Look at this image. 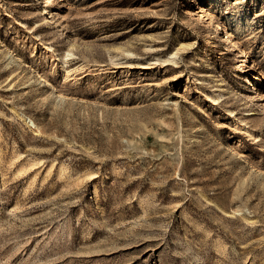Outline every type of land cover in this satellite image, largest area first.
Wrapping results in <instances>:
<instances>
[{"label":"rangeland","instance_id":"1","mask_svg":"<svg viewBox=\"0 0 264 264\" xmlns=\"http://www.w3.org/2000/svg\"><path fill=\"white\" fill-rule=\"evenodd\" d=\"M47 5L0 0V264H264V0Z\"/></svg>","mask_w":264,"mask_h":264},{"label":"bare ground","instance_id":"2","mask_svg":"<svg viewBox=\"0 0 264 264\" xmlns=\"http://www.w3.org/2000/svg\"><path fill=\"white\" fill-rule=\"evenodd\" d=\"M47 8L49 9V7L53 4V0H47ZM201 12V17L205 18V28L204 29H208L212 22H213V19H212V16L210 15V13L208 12V3H204V5L201 6V9L199 10ZM204 27V26H203ZM226 33H230V30L229 29H226ZM230 41L232 42L231 45H234L235 47H237V49H239V52H242V50L240 49V46L238 44V42L236 41V39L233 37V34L230 33V36H228ZM223 37L220 36V39H222ZM71 51L68 50L67 52H65L64 54H62V58L63 60L65 58H67L69 55H71ZM60 58V57H59ZM66 60V59H65ZM222 94H219L218 97H220ZM30 121H31V118H30Z\"/></svg>","mask_w":264,"mask_h":264}]
</instances>
